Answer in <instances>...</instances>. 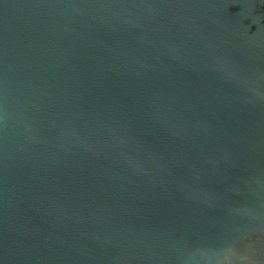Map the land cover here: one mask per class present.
Masks as SVG:
<instances>
[{
	"label": "water",
	"instance_id": "1",
	"mask_svg": "<svg viewBox=\"0 0 264 264\" xmlns=\"http://www.w3.org/2000/svg\"><path fill=\"white\" fill-rule=\"evenodd\" d=\"M0 264H264V0H0Z\"/></svg>",
	"mask_w": 264,
	"mask_h": 264
}]
</instances>
